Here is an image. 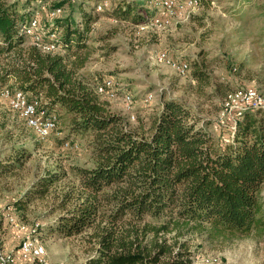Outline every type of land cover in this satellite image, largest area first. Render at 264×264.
Returning <instances> with one entry per match:
<instances>
[{
    "label": "trees",
    "instance_id": "1",
    "mask_svg": "<svg viewBox=\"0 0 264 264\" xmlns=\"http://www.w3.org/2000/svg\"><path fill=\"white\" fill-rule=\"evenodd\" d=\"M30 1L35 0H23ZM93 1L96 9L100 0ZM139 1L109 0L98 12L126 19ZM75 2L49 3L50 13ZM78 12L80 21L63 13L51 17L46 32L56 34L58 49L45 50L22 32L33 14L29 7L19 12L0 0V84L11 79L14 88L41 98L50 112L59 106L71 115L72 131L92 136L94 165L72 167L76 193L72 197L71 186L64 194L57 224L68 236L89 231L94 253L83 264H191L192 251L179 235L264 239V112L246 109L214 137L186 104L162 98L147 129L129 126L78 75L83 59L67 58L73 44L85 45L95 21V15ZM193 65V78L209 81V73ZM21 154L5 160L21 161ZM48 172L37 181L39 194L60 178Z\"/></svg>",
    "mask_w": 264,
    "mask_h": 264
},
{
    "label": "rangeland",
    "instance_id": "2",
    "mask_svg": "<svg viewBox=\"0 0 264 264\" xmlns=\"http://www.w3.org/2000/svg\"><path fill=\"white\" fill-rule=\"evenodd\" d=\"M55 1L59 0H35L27 5L23 0H1L19 12L29 7L33 13L23 29L27 41L47 39L46 27L52 16L63 13L80 21L79 9L95 15L82 42L85 45L78 48L73 44L66 55L69 60L83 59L78 75L94 87L104 77H112L115 88L121 92L113 97L97 95L131 127L147 129L161 99L171 98L186 104L198 124L219 137L236 117L224 108L229 93L251 87L264 93V0H200L197 8L164 26L152 20L156 8L149 0H140L126 19L116 18L106 10L92 9L93 0L87 3L75 0L74 6L65 3L64 12L62 9L50 15L49 3ZM104 1L100 0L96 6ZM149 16L147 22L138 24ZM159 55L164 60H159ZM180 61L188 62L187 72L176 70L175 64ZM193 63L209 73V81L193 78ZM14 87L11 79L0 84V124L3 125L0 127V214L10 224L4 213V207L9 204L10 215L24 229L35 228L52 264H83L94 253L89 231L68 236L57 224L59 215L64 213L59 206L64 194L71 186L72 197L76 193L78 179L72 167L94 165L92 136L72 131L71 115L55 106L50 108L55 117L54 128L46 137H38L2 94V88ZM124 91L132 95L129 108L122 98ZM148 93L152 96L146 100ZM20 152L21 161L5 160L10 154ZM25 154L28 155L24 157ZM48 171L58 172L60 178L47 192L39 194L42 185L37 181ZM261 199L264 200V184ZM178 237L187 240L192 251L191 264H264L262 238L206 239L199 234ZM21 264L37 263L30 260Z\"/></svg>",
    "mask_w": 264,
    "mask_h": 264
},
{
    "label": "bare ground",
    "instance_id": "3",
    "mask_svg": "<svg viewBox=\"0 0 264 264\" xmlns=\"http://www.w3.org/2000/svg\"><path fill=\"white\" fill-rule=\"evenodd\" d=\"M167 0H149L151 4L154 5L156 8V15H152V20L155 23H160L164 26V24L168 23L171 19H177L181 17L182 15L186 14L191 9H195L200 5V0H173V8H170L169 11H162V15H159L162 10V4H166ZM109 0H105L103 5L98 4L96 6L97 11L101 10L104 7H108L110 3H108ZM56 12H62L60 8L55 9V11L51 12L50 15H55ZM159 15V16H158ZM53 17V16H52ZM36 18L34 19V22H36ZM28 25V24H27ZM24 29V27H23ZM25 35L24 30L22 31ZM46 45L42 46L45 50H56L58 49V45L54 43L55 38L57 37L54 32L48 33ZM55 47V48H51ZM159 60H164V57L162 55H159ZM176 70L179 73H185L189 70V64L186 61H180L175 64ZM248 89H254L255 92L253 94V101H263L264 102V93L256 90L255 88H248ZM121 89L118 90V88H115L114 81L112 77H104L99 83H97L95 87V91L98 94L106 95L109 97H113L118 91L119 93ZM9 91H15L17 94H28L27 92L23 91L19 88H13ZM111 91V92H110ZM4 95V94H3ZM6 98V95H4ZM151 93H148L145 96V99L148 100L151 97ZM35 97V96H31ZM36 98V106L38 110H44L47 114H53L52 112L48 111V109L43 105L41 99L39 97ZM123 101L125 102V105L127 108L130 107L132 104V95L128 91H124L122 94ZM243 98V89L229 93L226 96L225 102H224V108L228 110V112H231V105L233 104V100H241ZM7 102L11 109L17 111L22 117L26 123L27 126H29L38 137L44 138L47 136V133H49L53 128L54 125H45V124H36L33 120V114L36 113V106H29V113H23V111H27V104H20L19 102L7 99ZM248 109H261L264 112V104L260 103H250V104H242L241 107L236 108V117L235 119L239 118L244 110ZM130 118L133 119V115H130ZM233 120V122L235 121ZM53 123H55V117L53 114ZM10 209L6 208L4 210L5 217L8 218L10 221H16V219L10 215ZM18 223V222H17ZM19 224V223H18ZM35 228H32L24 234V241L26 243V246H28V252L31 253L29 255V260H32L34 263L42 264L43 262H46V264H52L50 260L46 256V248L43 245V243L39 240V238L36 236ZM5 250L0 242V264H5Z\"/></svg>",
    "mask_w": 264,
    "mask_h": 264
},
{
    "label": "built area",
    "instance_id": "4",
    "mask_svg": "<svg viewBox=\"0 0 264 264\" xmlns=\"http://www.w3.org/2000/svg\"><path fill=\"white\" fill-rule=\"evenodd\" d=\"M170 8H173V0H167L166 4H162V10L159 15H162V11H169ZM35 45L47 46L46 42L41 37L39 39V42L35 43ZM159 54H161V52ZM254 92V89L244 88L243 98L241 100H233V104L231 105V112H233L234 116L236 115V108L241 107L242 104H264L263 101H253ZM2 94L6 95V99L19 102L20 104H27V111H23V113H29V106H36V98L31 97L29 94H17L15 91H9L8 88H2ZM32 114L34 123L36 124L55 125V123H53V114H47L44 110H38L37 106L36 113ZM47 135H49V133H47ZM65 146H69V144L65 142ZM4 208H11V206H9L8 204ZM10 224L13 225V228H15L18 232V248L15 251L5 250V256H3L5 257V264H16L18 262L29 263V255L31 253L28 252V246H26V243L24 241V233L26 230L20 228L17 221L10 220ZM42 264H46V262H43Z\"/></svg>",
    "mask_w": 264,
    "mask_h": 264
},
{
    "label": "crops",
    "instance_id": "5",
    "mask_svg": "<svg viewBox=\"0 0 264 264\" xmlns=\"http://www.w3.org/2000/svg\"><path fill=\"white\" fill-rule=\"evenodd\" d=\"M0 220H2V226H0V242L2 243L1 245L3 246L4 250H14V251L17 250V248H18V243H17L18 242V238H17L18 232H17V230L15 228H13L2 217L1 214H0ZM19 227L23 228L20 224H19ZM24 230H26V229H24ZM26 231H25V233H26ZM16 239H17V241H15ZM16 264H21V262H18Z\"/></svg>",
    "mask_w": 264,
    "mask_h": 264
}]
</instances>
